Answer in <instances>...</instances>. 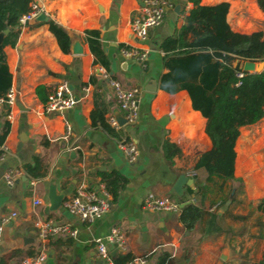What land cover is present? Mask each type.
<instances>
[{"label":"crops","instance_id":"obj_1","mask_svg":"<svg viewBox=\"0 0 264 264\" xmlns=\"http://www.w3.org/2000/svg\"><path fill=\"white\" fill-rule=\"evenodd\" d=\"M40 1L49 20L69 31L71 41L79 39L83 53L75 55L70 48L62 51L48 21L37 19L7 28L0 41V60L7 64L11 86L18 94L14 106L0 108L1 144L10 151L0 161V214L12 215L0 240V264H21L23 258L41 250L47 255L46 264H103L93 241L113 227L127 237L125 251L110 248L114 260L147 255L146 264H158L168 252L173 258L170 264H260L264 216L257 203L264 198V115L254 124L236 127L235 180L208 182L204 171L195 169L200 157L213 148L206 133L207 119L192 107L186 90L169 93L159 88L160 77L167 71L161 43L183 24L192 3L169 0L163 22L149 29L144 43L136 44L129 25L140 15L142 0ZM220 2L228 4L226 21L231 30L264 33V9L258 0H201L205 5ZM87 29L99 31L109 71L94 61L84 39ZM121 45L146 50V66L126 59L120 53ZM222 66L213 93L226 99L230 115L238 94L232 87V69ZM110 78L124 87L141 89L135 124L127 125L121 118ZM61 81L70 84L78 102L62 113L44 112L42 104ZM86 86L89 93L83 96ZM96 108L102 109L104 118L114 115L121 129L111 133L94 123L91 113ZM65 123L71 127L68 136L64 135ZM122 137L135 144L136 161L129 162L119 149L117 140ZM14 169L21 174L9 185L3 174ZM108 174L121 176L122 182L115 197L109 192V208L101 218L83 222L66 210L63 201L79 186L92 188L102 182L106 187L104 176ZM181 174L191 181L177 192L174 184ZM51 190L62 196L55 209L50 204ZM148 193L168 197L179 210L145 209L143 200ZM36 199L41 203L34 204ZM198 200L204 216L194 230L187 231L179 220L181 204ZM213 212L218 228L213 226L204 235L202 230ZM37 220L67 225L75 234H57L42 242Z\"/></svg>","mask_w":264,"mask_h":264},{"label":"trees","instance_id":"obj_2","mask_svg":"<svg viewBox=\"0 0 264 264\" xmlns=\"http://www.w3.org/2000/svg\"><path fill=\"white\" fill-rule=\"evenodd\" d=\"M32 0H0V32L5 28L18 25V18L30 10ZM193 7L184 15L183 24L161 43L164 52L163 66L166 72L159 80V88L169 93L180 89L188 92L192 107L207 119L206 133L212 141L211 151L204 153L198 160L195 169H202L205 181L214 182L215 178L225 181L233 177L234 142L237 136L236 127L256 122L264 115V72L247 73L238 86L234 85L236 60L259 61L264 55V33L242 34L230 29L226 21L228 4L220 2L205 5L201 0H188ZM264 9V0H258ZM49 30L55 36L58 45L64 52L70 48V32L53 20H48ZM84 39L94 61L110 70L99 40V31L87 29ZM124 45H121V47ZM222 64L232 69V87L237 89L238 99L226 112V99L216 98L214 90L218 84ZM11 86V74L7 64L0 60V96ZM94 123H101L109 132L114 130L105 122L102 109L92 113ZM4 134L0 137V144ZM110 178V179H109ZM106 189L112 198L116 196L122 177L114 174L104 176ZM112 185V188H109ZM257 209L264 216V198L259 199ZM204 211L202 201L190 202L180 208L179 220L187 231L202 221ZM217 214H210L202 234L213 230ZM133 256H120L115 259L118 264L129 261ZM173 260L168 252L163 253L158 264H170ZM260 264H264V251Z\"/></svg>","mask_w":264,"mask_h":264},{"label":"built area","instance_id":"obj_3","mask_svg":"<svg viewBox=\"0 0 264 264\" xmlns=\"http://www.w3.org/2000/svg\"><path fill=\"white\" fill-rule=\"evenodd\" d=\"M170 5L169 0H142V8L140 15L135 17L130 22V34L136 44L144 43L148 37L149 29L159 26L164 19L165 11ZM45 13L44 3L40 0H32L30 2V10L22 14L18 18V25L25 26L29 22L36 19L38 15ZM120 53L126 59H134L142 66H146L147 51L138 46H122ZM264 62V55L261 60ZM247 73H255V71H243L239 69L235 72L234 85L241 84L242 79ZM109 83L115 92V97L124 123L133 125L137 122L140 111L141 89L133 87H124L118 80L109 79ZM89 93V87H83V96ZM17 91L14 86H10L4 95L0 96V108H8L14 106L17 102ZM78 102L72 94L70 84L67 81H61L48 95L46 101L42 104L44 112L48 113H62L63 111L72 108ZM8 118L11 115L8 111ZM105 122L113 130L121 129L118 119L114 115L105 117ZM64 135L68 136L71 133V127L65 123ZM117 144L119 149L126 155L129 162H134L138 157V150L135 144L129 141L126 137L118 138ZM10 154L9 148L4 143L0 145V161ZM21 170L14 169L3 174L4 181L7 184L12 183V178L20 175ZM40 199H36L34 204H40ZM110 194L107 191L104 183L99 182L92 188L85 185L79 186L75 193L67 197L63 201L66 210L76 215L83 222H92L101 218L109 208ZM143 207L145 209L156 211H172L177 212L179 206L166 196L155 193H148L143 200ZM12 215L0 214V240L2 238L4 226L10 221ZM37 235L42 242H45L51 236L57 234H66L73 236L74 230H70L67 225L51 224L50 221L37 220L35 222ZM97 257L103 264H118L115 262L110 248L116 251H125L127 249V237L125 233L118 227H113L109 233L103 237L96 238L94 241ZM46 253L44 250L37 254L28 256L22 259L21 264H46ZM147 255L133 256L129 261L121 264H146Z\"/></svg>","mask_w":264,"mask_h":264},{"label":"water","instance_id":"obj_4","mask_svg":"<svg viewBox=\"0 0 264 264\" xmlns=\"http://www.w3.org/2000/svg\"><path fill=\"white\" fill-rule=\"evenodd\" d=\"M37 20L39 21H48L49 17L44 14L41 13L40 15H38L36 17ZM8 32V29L5 28L3 31L0 32V41L2 39V37L4 36L5 33ZM70 49L72 51L73 54L78 55L83 53V48L82 45L79 41L78 38L73 39L70 43ZM264 66V62L263 61H252V60H236L234 67H237L238 69H241L243 71H255L257 73H259L262 68ZM155 90V89H153ZM123 118V117H121ZM191 181V179L185 175V174H181L178 179L176 180L175 184H174V189L179 192L181 190V187L187 182V181ZM49 199H50V204L51 207L53 209L57 208L58 205L60 204L61 200H62V196H56L54 191L51 190L50 191V195H49ZM187 203L184 202L181 204V207L186 205Z\"/></svg>","mask_w":264,"mask_h":264},{"label":"rangeland","instance_id":"obj_5","mask_svg":"<svg viewBox=\"0 0 264 264\" xmlns=\"http://www.w3.org/2000/svg\"><path fill=\"white\" fill-rule=\"evenodd\" d=\"M229 115V114H228ZM255 123V122H254ZM254 123H251V124H254ZM251 124H247V125H251ZM244 126V125H243ZM246 126V125H245Z\"/></svg>","mask_w":264,"mask_h":264}]
</instances>
